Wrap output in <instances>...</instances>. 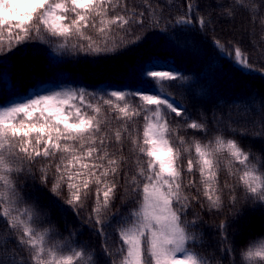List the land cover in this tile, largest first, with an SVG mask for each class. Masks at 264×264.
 Segmentation results:
<instances>
[{
  "label": "snow or ice",
  "instance_id": "6c2138e0",
  "mask_svg": "<svg viewBox=\"0 0 264 264\" xmlns=\"http://www.w3.org/2000/svg\"><path fill=\"white\" fill-rule=\"evenodd\" d=\"M144 5L145 9L137 12L130 0H0V70L17 48L23 50L21 46L34 40L54 43L58 52L100 57L137 44L149 31L170 38L177 30L206 34L214 15L232 18L237 7L253 13L264 7L257 0H216L215 7L207 4L201 11L198 4L188 2L186 12L169 19L157 14L160 4L144 0ZM113 33L121 36L119 43ZM212 43L240 71L264 75V70L249 63L241 47L225 49L215 37ZM255 50L264 58V50L258 45ZM140 68L151 92L135 89L96 94L84 88L61 87L27 97L13 92L5 99L0 87V217L8 225L0 233V264H93L95 260L94 250L75 245L71 239L75 233L61 242L53 239L54 228L35 226L46 214L35 204H26L14 176L29 174L35 180L31 165L41 158L45 163L38 169L40 184H51L48 190L57 197L66 187L64 204L77 216L95 185V206L83 223L104 238L102 249L109 264H210L207 257L193 250L202 240V234L195 231L202 217L193 213V219L188 220L189 209L199 205L219 212L230 206L234 216L240 215L237 186L243 187L246 203L264 207L259 154L222 133L206 143L186 141L178 134L180 129L207 132L203 114L201 120H192L173 94L163 91L165 86L187 90L191 77L170 67L161 69L159 62ZM235 105L233 102L231 107ZM105 109L121 122L118 127H113ZM173 114L181 118L175 127L170 124ZM141 116L145 121L142 141L135 135V118ZM236 116L243 118L236 129L242 135L264 138V102L245 101ZM213 120L228 128L239 123L231 110L227 119L213 113ZM113 138L117 151H122L127 139L136 154L135 172L130 175L125 171L123 184L121 161L127 158L110 150ZM222 164L230 178L238 177L235 185L228 180L221 184ZM116 199L128 207L127 214L117 209L105 215ZM216 227L222 252L230 254L228 225L221 221ZM109 229L118 237L115 247L108 244ZM241 256L243 264H264V239L251 243Z\"/></svg>",
  "mask_w": 264,
  "mask_h": 264
},
{
  "label": "trees",
  "instance_id": "16d2710c",
  "mask_svg": "<svg viewBox=\"0 0 264 264\" xmlns=\"http://www.w3.org/2000/svg\"><path fill=\"white\" fill-rule=\"evenodd\" d=\"M152 2L162 6L161 9L156 10L157 14L162 13L169 19L186 12L188 2L198 4L201 11L207 4H211L212 7L216 5V0H152ZM224 2L228 3L229 0H224ZM130 3L136 6L137 12L145 9L144 0H130ZM262 3L264 0H257L258 5ZM261 17H264V7L259 8L255 13L250 9L237 7L232 18L214 15V23L208 27L206 34H201L199 30L188 32L177 30L174 38H170L162 32L149 31L137 44L121 47L114 53L100 57L86 56L79 52H58L55 50L54 43L30 41L21 46L23 50L17 48L15 55L2 62L0 87L4 88L5 99L13 92L22 96L31 89L60 77H63L66 82L74 83L77 88H84L96 94L111 90H132L137 86L148 88L151 86L142 78L140 66L145 64L150 66L155 57L171 58L175 71L191 77L190 87L185 90L165 86L163 91L171 92L175 100L187 110L192 120H201V114H203L207 122L206 133L193 129H180L178 134L184 136L186 141L197 139L206 143L212 140L217 133H222L225 138L237 140L245 150L251 149L254 154H259L261 156L259 169L264 172V138L242 135L236 130L243 123V118L236 116V113L243 108L244 102L251 103L252 99L264 102V75L246 74L240 71L229 59L221 56L212 43L215 37L225 49L231 50L232 45L241 47L242 51L248 54L249 63L264 70V58L255 50V45L264 50V39H262L264 24L261 23ZM228 27H230L229 30ZM238 30L243 33L236 34ZM91 34L95 36L94 33ZM113 37L119 43L121 36L113 33ZM4 38L7 40V34ZM229 41L232 44H229ZM131 102L135 104L137 101L132 100ZM192 102L199 104L195 110ZM233 102H236L235 107H231ZM230 110L234 114V119L239 120V123H234L232 128L213 120V113L227 119ZM105 114L111 118L113 127L119 126L121 122L115 120L114 113H108L105 109ZM180 120L181 118L173 114L170 124L175 127ZM144 124L143 116L135 118V135L141 141ZM118 147L113 138L110 150L117 157L122 154L127 158L121 161L120 183L123 184V173L127 171L131 175L135 172L136 154L130 150L131 145L127 139L123 141L122 151H117ZM186 159L185 156L184 163ZM43 163L45 161L41 158L31 165L32 173L37 177L35 180L29 174H22L18 178L14 176L26 204H35L42 213L46 214L42 222L35 226L41 229L54 228L53 239L61 242L69 238L71 233H75L71 239L77 247L95 251L93 264H109V258L105 257L102 249L104 238L97 235L88 224L83 223L95 206V185L91 186L85 206L77 216L68 205L64 204V198L67 195L66 187L62 195L57 197L48 190L51 184L47 187L40 184L38 169ZM237 167L241 166L237 165ZM52 171L54 172V169ZM51 174L50 172L49 175ZM198 176L199 174L196 173V179ZM219 179L221 184L228 180L235 185L238 177L230 178L227 168L222 164ZM120 192L122 189L118 191V196L122 195ZM244 195L243 187L237 186L236 207L240 209L242 213L240 215L234 216L230 206L224 207L219 212L215 210L209 212L207 209H201L199 205H194L189 209L188 220L193 219V213H198L202 217L198 228L195 229L197 233L202 234V240L193 250L207 257L210 264H217V261L219 264H231V262L243 264L241 252L251 243L264 239V207L253 205L250 202L246 203L243 199ZM224 199L227 200V196ZM117 209L122 215L128 212V207L122 206L121 200L116 199L105 215L115 213ZM253 220H260L258 230L257 227L255 229L252 227ZM221 221L228 225L227 238L233 249L230 254H225L221 250L220 232L216 227ZM113 223L116 222L113 221ZM7 228L8 225L4 218L0 217V233ZM108 235L110 237L108 244L115 247V242L118 240L116 233L109 229Z\"/></svg>",
  "mask_w": 264,
  "mask_h": 264
},
{
  "label": "rangeland",
  "instance_id": "374dc122",
  "mask_svg": "<svg viewBox=\"0 0 264 264\" xmlns=\"http://www.w3.org/2000/svg\"><path fill=\"white\" fill-rule=\"evenodd\" d=\"M229 29H230V27H228V30ZM239 32L240 33H243L242 31H239L238 30L236 34H238ZM152 62H159L161 69H166V68H169L170 67V68H172V69L175 70V66L172 64L171 58L155 57L151 61L150 66H151ZM61 87H63V88H77V86L74 83H72V82H66V81H64V78L63 77H60V78H58L55 81H52V82L47 83V84H42V85L38 86L36 89H32L29 92V94L24 95L22 97H27V96L33 95L35 92H38V91L39 92H46L48 90L59 89ZM135 89H143L145 92H151L153 90L152 88H144V87H141V86L140 87H135L132 90H135ZM177 103L179 105H181L179 102H177ZM192 106H193V108L195 110L199 106V104H196V103L192 102ZM120 193H122V192H120ZM254 220H256V218ZM254 220H253L254 224H253L252 227L255 229L259 225L260 220H257V221H254ZM258 229H259V227H257V230Z\"/></svg>",
  "mask_w": 264,
  "mask_h": 264
}]
</instances>
